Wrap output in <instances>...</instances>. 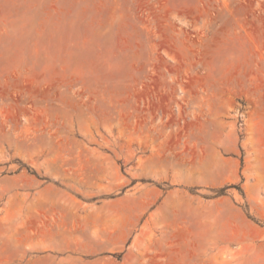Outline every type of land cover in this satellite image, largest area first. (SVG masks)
Returning <instances> with one entry per match:
<instances>
[{"label": "rangeland", "instance_id": "1", "mask_svg": "<svg viewBox=\"0 0 264 264\" xmlns=\"http://www.w3.org/2000/svg\"><path fill=\"white\" fill-rule=\"evenodd\" d=\"M0 264H264V0H0Z\"/></svg>", "mask_w": 264, "mask_h": 264}]
</instances>
